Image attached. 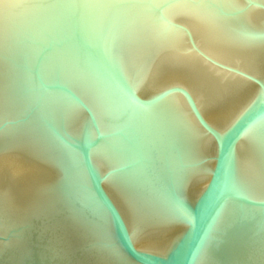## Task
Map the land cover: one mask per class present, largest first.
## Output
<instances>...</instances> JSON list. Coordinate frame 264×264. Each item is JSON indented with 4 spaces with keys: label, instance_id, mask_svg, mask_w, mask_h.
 <instances>
[{
    "label": "water",
    "instance_id": "obj_1",
    "mask_svg": "<svg viewBox=\"0 0 264 264\" xmlns=\"http://www.w3.org/2000/svg\"><path fill=\"white\" fill-rule=\"evenodd\" d=\"M0 264H264V0H0Z\"/></svg>",
    "mask_w": 264,
    "mask_h": 264
}]
</instances>
